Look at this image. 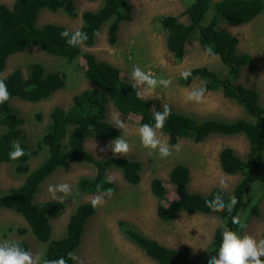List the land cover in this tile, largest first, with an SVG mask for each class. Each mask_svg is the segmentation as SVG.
Here are the masks:
<instances>
[{
    "label": "trees",
    "instance_id": "obj_1",
    "mask_svg": "<svg viewBox=\"0 0 264 264\" xmlns=\"http://www.w3.org/2000/svg\"><path fill=\"white\" fill-rule=\"evenodd\" d=\"M101 3L94 10L85 9L81 12L82 24L78 30L88 35L84 45L93 43L105 22H108L107 41L114 43L119 25L132 17L129 0H102ZM44 8L50 11L60 10L69 16L77 15L74 0H14L10 6L0 3V74L11 55L35 45L49 54L66 58L68 62L82 56L84 76L95 87L75 93L67 108L55 106L50 112L46 130L37 140L36 148L28 149L23 142L25 134L21 124L24 119L12 109L10 100L14 97L31 102L44 99L65 85L66 74L60 70L46 72L39 62H33L25 70L17 67L0 77L11 94L7 102L0 104V126L5 129L0 132V162L12 161L16 165V171L25 174L21 184L10 188L7 193H0V207L11 208L23 216L35 238L45 243L42 254L44 258L57 259L63 256L68 259L67 253L74 252L78 246L85 222L96 208L92 207L91 201L77 204L69 214L63 234L53 238L50 219L59 215L64 203L54 199L34 202L33 197L38 192L40 183L55 170L68 169L72 161L80 160L94 170L93 174L82 175L76 180V187L81 192L114 190V183H109L106 175L110 168L120 169L127 183L137 184L141 178L139 160L117 155L96 158L85 148L84 141L92 137L113 139L119 135L117 127L107 119L108 102L121 114L138 117L140 124L154 125L155 121L153 101L149 98L138 99L137 89L132 87V82L128 81L127 75L119 67L106 60L96 59L90 52H81L80 46L70 47L65 38L60 36L61 32L69 31L65 26L55 22L37 25L38 14ZM263 9L264 0H189L183 11L187 22L180 21L178 15L173 14L153 17L157 27L166 31V47L176 62L183 58L191 40L196 39L203 50L211 47L223 65V70L211 69L206 65L191 67L186 70L191 73L188 79L177 76L178 84L187 86L194 80H199L200 87H206V91L220 90L223 96L235 101L244 111L243 116L232 119L209 117L199 120L172 110L162 130L167 135L168 144L173 145L181 138L198 142L212 134H241L248 142V152L244 157L238 156L231 146H223L218 153V164L224 173H241L231 195H227L218 186L207 193L190 191V170L184 163L175 164L169 171L174 199H169L168 188L160 178L154 177L150 181L151 192L159 200L156 215L160 219H173L180 211L218 216L220 222L215 227L209 247L200 262L195 263L189 258L187 246L164 245L155 238L143 235L124 221H119L126 238L140 247L156 264H208L209 257L215 256L219 250L222 223H226L233 231L241 226L233 224L231 217L237 216L241 221L244 197L260 176L264 160V107L256 89L238 82L242 68L250 64L252 56L248 52L236 50L237 34L219 29L217 25L220 21L232 24L250 21ZM209 10L211 14L205 21ZM14 142H18L26 152V155L16 161L10 160L8 156ZM42 148L45 149L44 157L37 166L31 168L29 158L37 155ZM262 188L264 190V180ZM217 193L223 196L225 204L231 196L237 199L238 203L231 215L226 210L212 212L206 206L205 201L212 200ZM252 208L255 209V206L252 205ZM18 230L23 233L26 228ZM15 241L25 250L29 249L26 240ZM68 264L77 263L68 260Z\"/></svg>",
    "mask_w": 264,
    "mask_h": 264
},
{
    "label": "rangeland",
    "instance_id": "obj_2",
    "mask_svg": "<svg viewBox=\"0 0 264 264\" xmlns=\"http://www.w3.org/2000/svg\"><path fill=\"white\" fill-rule=\"evenodd\" d=\"M13 1L0 0V3L10 6ZM101 2L102 0H74L76 16L44 8L38 14L37 25L55 22L74 32L82 24L81 12L85 9L94 10L102 4ZM129 2L132 17L119 25L115 42L110 44L107 41L108 22H105L93 43L80 46L81 52H90L96 59L106 60L119 67L122 73L127 75L128 81L133 66L151 71L157 77L170 78L172 84L169 88L158 87L153 96L147 97L153 101V110L163 111V105L167 104L171 111L185 113L199 120L209 117L232 119L244 115L242 107L223 96L220 90L205 91L204 99L200 103L189 101L186 91L200 87V81L194 80L183 86L176 80L181 72L194 66L206 65L211 69L223 70L219 58L207 55L196 39L191 40L183 58L176 62L166 47V31L157 27L153 21L155 15L173 14L178 15L180 21L187 22V16L183 11L189 0H129ZM210 14L209 10L205 21ZM217 26L219 29L237 34L236 50L248 52L252 56L250 64L242 68L238 82L256 89L264 107V9L250 21L240 24L220 21ZM33 62H39L46 72L63 71L66 74V82L62 88L35 102L17 97L10 100L12 109L24 119L21 127L25 134L23 142L28 149L36 148L37 140L46 130L50 122V112L55 106L67 108L75 93L95 87V84L84 76L82 56L68 62L66 58L49 54L35 45L11 55L0 77L17 67L25 70L27 65ZM106 114L111 123L116 116L125 123L126 127L123 130L117 128L119 131L117 137L124 136L132 146V151L125 157L141 162V178L137 184H129L123 179L120 169L107 170V177L111 176L115 185L113 195L105 196V203L96 207L94 214L87 219L74 253L82 264H156L123 234L119 221H124L143 235L155 238L164 245L187 246L189 258L195 263L200 262L209 247L213 231L220 222L218 216L180 211L173 219H160L156 215L159 200L151 192L150 181L154 177L160 178L162 184L168 188L169 199H174L175 193L169 182V171L175 164L184 163L190 170L191 179L188 184L190 191L207 193L211 188L218 186L223 188L227 195H231L241 173H224L218 164V153L223 146H231L238 156L244 157L248 152L247 139L241 134H212L198 142L181 138L173 144H179L180 151H173L171 156L161 159L156 153H150L141 146L137 131L142 124L139 123L138 117L121 114L111 102L107 104ZM4 130V127L0 126V132ZM161 138L167 142L165 133ZM114 139L87 138L84 146L96 158H104L113 155L109 144ZM44 155L45 149L42 148L37 155L31 156L30 167L37 166ZM93 172L90 165L74 160L68 169L59 168L40 183L39 190L33 197L34 202L53 199L49 192L50 186L61 183H68L71 186V195L65 197L61 212L50 219L53 238L63 234L69 214L77 204L91 201L96 195L103 193H84L76 187V180L80 176L91 175ZM24 177V173L16 171L14 162H0V193H7L10 188L18 186ZM263 180L264 160L259 178L244 197L240 214L241 226L236 231L241 235H251L257 240L264 238ZM221 181L224 182L223 186ZM62 195L57 193V198ZM19 228H26V231L21 233ZM6 239L26 240L28 250L33 253L42 255L45 249V243L35 238L21 214L11 208L0 207V241Z\"/></svg>",
    "mask_w": 264,
    "mask_h": 264
},
{
    "label": "clouds",
    "instance_id": "obj_3",
    "mask_svg": "<svg viewBox=\"0 0 264 264\" xmlns=\"http://www.w3.org/2000/svg\"><path fill=\"white\" fill-rule=\"evenodd\" d=\"M62 38H65L66 43L70 47H78L84 45L88 39L85 32L76 30L69 32L67 30L60 33ZM207 55L212 58L216 57L211 47L205 49ZM181 78L188 79L191 75L190 71H183L180 73ZM130 81L132 87L137 89L136 96L138 99H145L153 96L158 87L167 89L171 86L172 80L170 78L157 77L151 71H145L139 66H133L130 74ZM206 87L201 86L192 88L186 91V96L189 101L200 103L204 99ZM11 94L8 91L7 85L3 79H0V104H4L10 99ZM171 115V108L165 104L163 111L153 110L154 125L144 123L139 126L137 135L141 146L148 150L150 153L154 152L159 158L164 159L172 155L173 151L179 152L180 145H169L161 137L163 136V128L168 116ZM112 124L118 129L123 130L126 125L119 119L118 116L113 118ZM110 150L113 155L126 156L132 151V146L128 140L120 135L114 140L110 141ZM26 155L23 148L20 147L18 142H14L12 150L9 151L8 156L10 160L16 161ZM108 182L111 183L113 178L109 176ZM223 181L221 184L223 186ZM98 190L100 186H97ZM49 192L53 199H58L61 203L64 202L65 197L71 195V186L68 183H61L59 185L50 186ZM57 193L63 195L57 198ZM113 192L108 189L99 195H96L91 200L93 208L102 206L105 203L104 197H111ZM238 203L235 196L229 197V202L225 204L222 195L217 193L212 200H206V206L212 212H224L225 210L231 215L233 208ZM233 224L240 225V218L237 216L231 217ZM221 243L219 250L215 256H210L208 264H264V238L257 240L248 234H238L236 231L227 227L226 223L221 225ZM67 258L61 256L57 259H46L40 253H33L31 250H25L21 247L20 243L15 240L0 241V264H68V260L76 261L77 264H82L80 258L74 252H68Z\"/></svg>",
    "mask_w": 264,
    "mask_h": 264
}]
</instances>
